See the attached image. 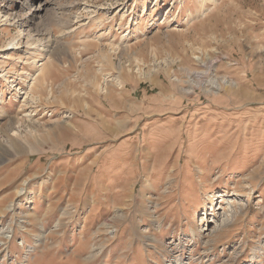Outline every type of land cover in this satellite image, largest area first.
Returning a JSON list of instances; mask_svg holds the SVG:
<instances>
[{"label": "rangeland", "instance_id": "rangeland-1", "mask_svg": "<svg viewBox=\"0 0 264 264\" xmlns=\"http://www.w3.org/2000/svg\"><path fill=\"white\" fill-rule=\"evenodd\" d=\"M13 118L0 264H264V0H0Z\"/></svg>", "mask_w": 264, "mask_h": 264}, {"label": "bare ground", "instance_id": "bare-ground-1", "mask_svg": "<svg viewBox=\"0 0 264 264\" xmlns=\"http://www.w3.org/2000/svg\"><path fill=\"white\" fill-rule=\"evenodd\" d=\"M201 1H203V2H205L206 0H201ZM208 1H211L212 3H215L216 2V0H208ZM205 9V8H204ZM207 10V9H206ZM203 12V14L205 13V10H203L202 11ZM7 17V16H6ZM19 34V33H18ZM20 35H21V33H20ZM16 37V36H15ZM18 37V36H17ZM19 38V37H18ZM30 39V38H29ZM12 40V39H11ZM28 41V40H27ZM12 43V42H11ZM31 44V43H30ZM200 74H201V72H200ZM197 77V76H196ZM199 77V76H198ZM201 78H202V76H200ZM31 78H33V77H31ZM200 79V78H199ZM225 78L224 77H222V79L220 80L218 77H216V78H214V79H212V80H210L209 82H208V84L206 85V87H208L207 89L209 90V91H214V90H218L220 87H222L221 85H223V84H225ZM199 82V81H198ZM44 84H46V73H45V67L44 66H40L39 67V69H38V74H37V76L36 77H34V79H33V83L31 84L32 86L30 87V91H29V93L28 92H24L23 94H25V95H28V94H30V95H32L34 92L33 91H35L36 89H38V92L37 93H39V91L41 90V88H42V86L44 85ZM199 84V83H198ZM38 85H39V87H38ZM29 87V86H28ZM38 87V88H37ZM204 87V86H203ZM29 96V95H28ZM34 96V95H33ZM36 96V95H35ZM38 96H40V93H39V95ZM32 97V96H31ZM39 98V97H38ZM14 121H16V123L17 124H20V127H23L24 126V122L23 121H21V120H18V119H16V118H13L12 120H9V122L8 123H6L5 125H4V128H3V130H0V146H4L5 148H6V146H9V147H12L13 149H15V150H17L19 147H24V145H22V144H20L19 142H18V138H17V136L16 135H18V136H20L19 134L20 133H18V130H15L14 129ZM28 127V126H27ZM50 131V130H49ZM9 132H12L11 133V135L9 134ZM37 133V130L36 129H32V128H27L26 130H25V132H24V136L22 137V139L25 141V139L28 137V136H30V137H32V136H35V134ZM4 139V141H1V139ZM211 169V168H210ZM226 197H232V196H227L226 195ZM167 198V197H166ZM169 198V197H168ZM220 198H222V196L220 197ZM165 199V198H164ZM226 199V198H225ZM227 201V200H226ZM228 202H231V200H228ZM120 203V202H119ZM123 223V222H122ZM119 224H120V221H119V219H113L112 220V229H116V228H119L118 226H119ZM106 228V227H105ZM8 229V228H7ZM118 230V229H117ZM11 231L12 230H8V231H4V229H3V231L1 232V236H2V238H4V239H6V240H9L12 236H11ZM116 232V231H115ZM115 232H114V230H111V232L109 233V235H111L112 237H113V239L115 240V238H117V237H115ZM120 232V231H119ZM221 234H222V230L220 229V230H218V231H215V233L212 235V236H210L209 238H208V240L206 241V244L205 245H207V247L209 248L210 246H212V247H215V244L216 243H218L219 241H220V238L219 237H221ZM121 235V234H120ZM2 241H0V243H1ZM106 247V246H105ZM108 247V246H107ZM5 250V249H4ZM90 250H91V248H90ZM116 250V249H115ZM132 250V249H131ZM130 250V251H131ZM168 250V249H167ZM88 252V251H87ZM98 252V251H97ZM96 253V252H95ZM91 254V255H90ZM89 255L90 256H92V254L93 253H90ZM6 255V254H5ZM6 257V256H5ZM87 257H88V255H87ZM84 258V257H83ZM86 258V257H85ZM84 258V260H81V263L82 264H85V263H87L89 260H91V258L88 260V259H85ZM182 259L180 258V257H178V258H175V264H183L182 263ZM79 263V262H78ZM80 264V263H79Z\"/></svg>", "mask_w": 264, "mask_h": 264}]
</instances>
